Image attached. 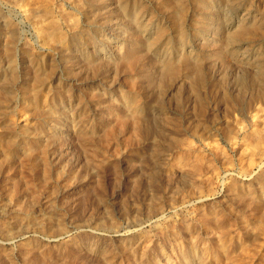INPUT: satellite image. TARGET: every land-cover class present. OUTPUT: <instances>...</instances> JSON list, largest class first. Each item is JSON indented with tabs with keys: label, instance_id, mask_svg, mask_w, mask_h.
Here are the masks:
<instances>
[{
	"label": "rangeland",
	"instance_id": "374dc122",
	"mask_svg": "<svg viewBox=\"0 0 264 264\" xmlns=\"http://www.w3.org/2000/svg\"><path fill=\"white\" fill-rule=\"evenodd\" d=\"M0 264H264V0H0Z\"/></svg>",
	"mask_w": 264,
	"mask_h": 264
}]
</instances>
